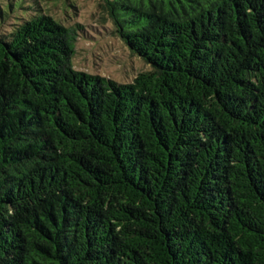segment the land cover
<instances>
[{
    "label": "trees",
    "instance_id": "1",
    "mask_svg": "<svg viewBox=\"0 0 264 264\" xmlns=\"http://www.w3.org/2000/svg\"><path fill=\"white\" fill-rule=\"evenodd\" d=\"M100 1L130 83L0 0V264H264V0Z\"/></svg>",
    "mask_w": 264,
    "mask_h": 264
},
{
    "label": "rangeland",
    "instance_id": "2",
    "mask_svg": "<svg viewBox=\"0 0 264 264\" xmlns=\"http://www.w3.org/2000/svg\"><path fill=\"white\" fill-rule=\"evenodd\" d=\"M28 1L36 3L37 13L49 15L75 30L76 49L72 60L75 70L119 83H130L140 72L149 70L146 63L115 35L100 0Z\"/></svg>",
    "mask_w": 264,
    "mask_h": 264
}]
</instances>
